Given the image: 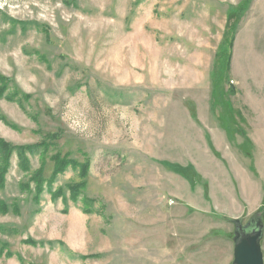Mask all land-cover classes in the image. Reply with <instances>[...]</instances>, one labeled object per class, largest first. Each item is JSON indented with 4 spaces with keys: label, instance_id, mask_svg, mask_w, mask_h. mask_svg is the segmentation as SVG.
<instances>
[{
    "label": "rangeland",
    "instance_id": "rangeland-1",
    "mask_svg": "<svg viewBox=\"0 0 264 264\" xmlns=\"http://www.w3.org/2000/svg\"><path fill=\"white\" fill-rule=\"evenodd\" d=\"M249 1L0 0V264H264Z\"/></svg>",
    "mask_w": 264,
    "mask_h": 264
},
{
    "label": "water",
    "instance_id": "water-1",
    "mask_svg": "<svg viewBox=\"0 0 264 264\" xmlns=\"http://www.w3.org/2000/svg\"><path fill=\"white\" fill-rule=\"evenodd\" d=\"M260 234L241 239L234 248V264H263L258 239Z\"/></svg>",
    "mask_w": 264,
    "mask_h": 264
},
{
    "label": "crops",
    "instance_id": "crops-1",
    "mask_svg": "<svg viewBox=\"0 0 264 264\" xmlns=\"http://www.w3.org/2000/svg\"><path fill=\"white\" fill-rule=\"evenodd\" d=\"M244 14L242 16L243 18L241 20V23H246L245 25H251L252 27V25H256L255 23H264V0H250L248 9ZM234 17L235 14L234 15L232 14L230 16V20H233ZM241 31H239L238 33L235 32L233 44H232V50H231V57L232 54L234 53V47L238 42ZM232 66H233V61H232Z\"/></svg>",
    "mask_w": 264,
    "mask_h": 264
},
{
    "label": "trees",
    "instance_id": "trees-1",
    "mask_svg": "<svg viewBox=\"0 0 264 264\" xmlns=\"http://www.w3.org/2000/svg\"><path fill=\"white\" fill-rule=\"evenodd\" d=\"M238 16L240 15H237L235 17L237 18ZM236 18L235 21L231 23H227L224 37L221 43V61L224 67L229 64L231 58V49H232L233 39L236 30V21H237ZM0 155L1 156L4 155V150H2L1 147H0Z\"/></svg>",
    "mask_w": 264,
    "mask_h": 264
}]
</instances>
